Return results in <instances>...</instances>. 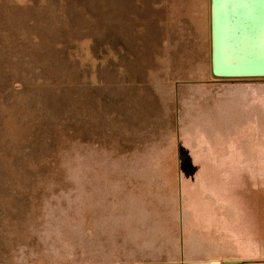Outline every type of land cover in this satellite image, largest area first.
<instances>
[{"label": "rangeland", "instance_id": "374dc122", "mask_svg": "<svg viewBox=\"0 0 264 264\" xmlns=\"http://www.w3.org/2000/svg\"><path fill=\"white\" fill-rule=\"evenodd\" d=\"M211 78L210 0H0V264H264L204 174Z\"/></svg>", "mask_w": 264, "mask_h": 264}, {"label": "crops", "instance_id": "0c3cea01", "mask_svg": "<svg viewBox=\"0 0 264 264\" xmlns=\"http://www.w3.org/2000/svg\"><path fill=\"white\" fill-rule=\"evenodd\" d=\"M208 82L239 87L231 86L223 100L218 95L215 110L214 104L207 103L206 116L202 115L206 180L214 182L216 191L225 198L224 227L239 237L248 234L251 239L246 245L264 246V120L261 125L257 121L258 111L264 116V79L212 77Z\"/></svg>", "mask_w": 264, "mask_h": 264}, {"label": "water", "instance_id": "95a60500", "mask_svg": "<svg viewBox=\"0 0 264 264\" xmlns=\"http://www.w3.org/2000/svg\"><path fill=\"white\" fill-rule=\"evenodd\" d=\"M210 73L264 79V0H210Z\"/></svg>", "mask_w": 264, "mask_h": 264}]
</instances>
